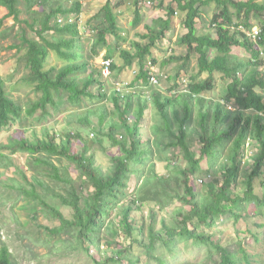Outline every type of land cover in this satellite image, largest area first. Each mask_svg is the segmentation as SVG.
<instances>
[{
  "label": "trees",
  "instance_id": "1",
  "mask_svg": "<svg viewBox=\"0 0 264 264\" xmlns=\"http://www.w3.org/2000/svg\"><path fill=\"white\" fill-rule=\"evenodd\" d=\"M43 1L25 0V5L40 6ZM150 1L154 9L165 8L166 19L156 17L153 26L144 23L136 32L141 41L129 40L130 48L120 46L127 37L117 23L124 0H105L91 18L95 20L91 56L106 49L103 60H111L109 76L137 62L135 80L120 91L116 84L108 90L103 80L94 78L89 62L75 50L80 44V0L69 6L65 0H47L48 9L31 10L30 21L19 18L18 0H0V7L7 9L5 16L26 27L20 26V41L9 46L16 49L10 77L22 65V81L34 92L26 102L17 100L0 74V132L8 131L6 142H0V167H14V176L1 180L0 175V181L15 192L11 207L20 212H14L13 221L21 231L16 235L24 239L26 253L38 260L88 254L94 248L100 257L90 256L91 264H146L151 259L157 264H201L194 254L177 262L182 244L184 252L193 246L203 249V261L209 264H255L251 258L260 259L261 251L252 253L240 241L233 244L235 240L219 237L216 229L222 218L234 225L245 220L250 206L252 215L264 216V0H171L167 6L164 0ZM210 3L217 10L203 25L214 34L196 27V19L203 18V8ZM142 7L141 0H133V27L143 21ZM177 12L183 13L186 33L176 43L185 47V53L164 59L180 65L176 80L168 77L161 90L148 81L149 63L156 62L153 39L166 37ZM255 26L259 32L253 38ZM115 48L122 66L112 60ZM241 50L245 56L237 52ZM49 51L60 66L48 65ZM191 53L198 55L196 63L186 85L179 88L177 79L190 68ZM215 72L227 81L220 99L205 95L215 88ZM137 80L151 90L144 98L132 90ZM150 105L151 134L146 135L142 120ZM60 112H66L64 126L50 130L45 122ZM193 136L199 142L197 153ZM95 144L107 155V166L96 161ZM252 147L254 152L247 153ZM17 152L28 154L26 168L14 162ZM53 158L61 163L55 164ZM158 160L166 161L165 173L156 171ZM48 182L55 187L52 194ZM48 196L58 199L68 215ZM171 205L167 222L162 213ZM36 213L48 223H33ZM253 237L256 243L264 242L258 234ZM39 247L46 251H36ZM0 264H21L1 239Z\"/></svg>",
  "mask_w": 264,
  "mask_h": 264
},
{
  "label": "rangeland",
  "instance_id": "2",
  "mask_svg": "<svg viewBox=\"0 0 264 264\" xmlns=\"http://www.w3.org/2000/svg\"><path fill=\"white\" fill-rule=\"evenodd\" d=\"M42 1V0H41ZM72 0H65V4L69 6L70 2ZM82 3V12L80 14V18L78 20L79 24V31H80V39H79V46L75 48L76 51H80L83 54V57L86 61L89 62V68L92 69L95 73L94 78L97 80H103L108 88L110 90L111 86L114 84L120 86L121 88V83L123 81H131L135 80L132 79L133 75H136V72L138 70V65L137 62L134 61L132 64V67H123L121 69H115L114 73L112 76L105 75L103 72L102 74V61H103V56L106 52L105 48H101L99 50V54L95 55L92 57L91 55V50L90 46L92 44V41L94 39V30L91 31V26L95 24V20H92L91 18L93 15L103 6L105 0H80ZM124 4L122 6V12L117 13V23L124 35L127 37V41L124 43H121L120 46L125 48H130L129 45V40L136 39L138 41H141V38L137 36L136 32H141L142 25L145 26V24H148L149 26H153L152 21L156 17H161L163 19H166V11L165 8H153V2L152 5L148 3L147 1L150 2V0H141V3L143 5L142 8H140L141 16H143V21L141 24H139L137 27H133L131 24V21L134 17V11H133V0H124ZM156 2V1H155ZM171 3V0H164V5L167 6ZM173 6L175 3H172ZM17 6L21 9L19 18L21 20L27 19L30 21V18L32 15L30 14L31 10H38L41 11L40 8H45L46 10L48 9L47 5V0L40 2V6L35 5L31 6L30 8H26L25 5V0H18ZM176 6V5H175ZM204 11L203 13V18L201 20L196 19V27L199 32L204 31V32H210L213 33L212 29H209L207 26H204L203 23L204 21H207V19H210V15L213 14V12H216V6L214 3H210L209 6L203 8ZM7 14V9L3 6L0 7V32L2 30V34H0V74L5 78V88L7 91L17 100L21 102H26L28 99L34 97V92H33V86L24 83L22 81V74L24 72L23 66L21 65L15 73H13V76L10 77L11 72V67L14 64L15 61V48H10L11 44L13 43H18L20 41V38L18 37L17 33L19 32L20 26H24V23L20 22H15L12 18V16H5ZM182 18H183V13L177 12L176 14H173V25L170 27L169 31L167 32L166 38L164 37L162 41L161 38H154L155 43H157V46L161 49L157 51H153V58H155L156 62L152 65L155 66V70L159 76L161 77V80L159 81L158 84L154 85L156 88L165 90L166 86L168 85V77H171L173 81L176 80L174 77L175 72L178 68V65H180V62L173 61L170 63H166L164 61V58L166 55H171L174 54L175 56L181 55L185 53V48L183 46L178 45L177 39L182 36L183 34L186 33V29L182 25ZM90 20V21H89ZM254 22V19H252ZM145 23V24H144ZM25 27V26H24ZM155 27V26H154ZM151 27V28H154ZM26 28V27H25ZM6 30V31H3ZM50 33V32H49ZM5 34V35H4ZM34 35L32 32L30 33ZM107 39L109 42H114L112 39V36L108 34ZM172 37V39H171ZM114 46V45H113ZM171 47L172 51H169V48ZM167 49V50H166ZM168 52V53H167ZM240 52L241 56H245V52L243 50L237 51ZM214 54L213 51H211L210 56ZM238 54V55H240ZM198 55L196 53H191V59H190V68L183 72L181 71V76L177 79V83L179 84V88H183L186 83L189 80V74L192 73L193 71V66L196 63ZM112 60L117 64V66H122L123 64V59L119 55V49L115 48L113 50V56ZM48 65H61V61L59 58L56 56V54L53 51H49V57L47 59ZM99 72V73H97ZM101 72V73H100ZM109 76L110 78H108ZM167 76V77H165ZM214 76L216 77V83H215V88L211 92L205 93L207 97H212L215 99H220L221 95H224L225 92V87L227 81H224L220 78V73H214ZM10 78V79H9ZM107 80V81H106ZM118 80V81H117ZM96 85L93 84L90 88L94 90V87ZM135 92H139L138 94L141 95L142 98L146 97L147 95L150 94L151 90H148L147 88L142 87L141 85V80H137L134 85H132ZM126 88V87H125ZM125 90V89H123ZM135 94V93H134ZM111 106V105H110ZM154 109L149 106L144 112H145V117L142 120L143 121V130L146 135L151 134L149 131V125L152 122V112ZM66 112H60L52 115V117L48 118L47 126L50 128V130H60L62 126H64L63 123V117ZM131 117V116H130ZM23 128V127H21ZM18 129V128H17ZM92 136V133H90ZM8 137V131H1L0 132V142H6ZM192 142H193V150L195 153L198 152L199 149V142L196 138V136L192 137ZM76 148L75 145L72 146V149ZM173 147L170 148L172 150ZM95 152V158L98 163H100L103 166H107L109 161L107 155L103 153L99 147V145L95 144V147L92 149ZM175 150V149H174ZM177 150V148H176ZM175 150V151H176ZM254 152V148H249V152ZM170 151H168V156H170ZM28 154L26 153H15L12 155V158L14 162L17 164V166L21 168H26L28 166V162L30 159H28ZM55 164H59L57 159H52ZM165 160H158L156 164V171L159 173H165L166 172V167H165ZM13 168L14 167H9L8 169H3L0 167L1 171V180H5L7 176H14L13 174ZM69 173L71 176L74 177L75 175V170L70 166L68 168ZM28 177L30 176L29 173H27ZM17 177H19L16 174ZM135 178H132L130 183L132 186V183H134ZM205 181L210 180V176H204L202 177ZM3 181H0V239L4 240L6 243L9 244L13 254L19 258V262L21 264H91L90 261V256H98V252L93 248H90L88 254L85 252H79V253H74L71 255H63V256H57V255H49L46 257H41L39 260L34 257L32 254L26 253L24 250V239H20L16 233L21 231L17 230L15 222L13 221L14 219V212L18 214L20 212V209L16 208L14 211L12 209V204L14 203V198H15V192L12 189H8L5 187V184L2 183ZM197 186H200V180L198 181L195 180ZM48 185H50V193L52 194V187H53V182H48ZM55 188V187H53ZM49 202L58 208H61L62 212L65 215H68V211L61 206L60 202L58 199L54 198L53 196H48L46 197ZM175 202L173 203V205ZM173 205H171L168 209L164 210L162 213L163 216L165 217L166 221H169V217L172 214V209ZM253 206H250L248 208V216L245 220H241L238 222L237 225L232 224L231 222H228L225 218L220 219V223L218 225V228L216 230L219 231L218 236L222 237L223 239H231L235 240L233 244H236L238 241L242 243V245H245L252 253L261 251L262 255L261 258L259 257L256 259V257H252V262L255 264H264V248L260 250L261 244L264 242L261 241L260 243H256L255 239L253 237V234H258L261 237H264V216L259 217L257 215H252ZM146 211V208H145ZM15 214V216H16ZM140 212H135L136 218H140ZM252 216H251V215ZM32 222L37 224V223H48L46 219H42V214L41 213H36L32 217ZM218 221V222H219ZM244 230H249V232ZM221 232V233H220ZM159 246V243H157ZM38 252H45L46 250L44 248L39 247L38 249H35ZM162 250L159 249L157 251V254H161ZM197 256L199 258L201 264H209L204 262V257H205V251L203 249H200L196 246H193L192 249H187L186 252L182 250V244L181 247L178 248V254H177V262L183 260L184 258H191L192 256ZM102 255V254H101ZM165 257L170 263H174L170 257L169 253H166ZM144 260L142 261V263ZM123 264H128V262L123 261ZM111 264V263H110ZM146 264H157L153 259L149 260Z\"/></svg>",
  "mask_w": 264,
  "mask_h": 264
},
{
  "label": "built area",
  "instance_id": "3",
  "mask_svg": "<svg viewBox=\"0 0 264 264\" xmlns=\"http://www.w3.org/2000/svg\"><path fill=\"white\" fill-rule=\"evenodd\" d=\"M147 2L151 4V1L150 2L147 1ZM69 21H71V19H69ZM258 32H259V29L257 27H253L251 36H253V38H256L258 35ZM110 62H111V60H109V59L102 61V74L104 72L105 75H110V72H111L110 68H109ZM149 65H150V67H149L150 69H149L148 81L150 84L156 85L159 83L161 77H163V76H159L157 74L154 65H152L151 63H149ZM120 85H121V88L119 86L117 89L121 91L122 89H125V87L127 88L129 86V82L124 81ZM117 86H118V83H117Z\"/></svg>",
  "mask_w": 264,
  "mask_h": 264
},
{
  "label": "crops",
  "instance_id": "4",
  "mask_svg": "<svg viewBox=\"0 0 264 264\" xmlns=\"http://www.w3.org/2000/svg\"><path fill=\"white\" fill-rule=\"evenodd\" d=\"M166 38V37H165ZM171 39H172V37H171ZM184 47V46H183ZM185 48V47H184ZM159 49H161V48H159L158 46H157V44H156V48L155 49H153V51H157V50H159ZM167 50V49H166ZM172 51V49H171V47L169 48V51L168 52H171ZM167 52V53H168ZM166 56H168V55H166ZM166 56H165V58H166ZM164 58V59H165Z\"/></svg>",
  "mask_w": 264,
  "mask_h": 264
},
{
  "label": "clouds",
  "instance_id": "5",
  "mask_svg": "<svg viewBox=\"0 0 264 264\" xmlns=\"http://www.w3.org/2000/svg\"><path fill=\"white\" fill-rule=\"evenodd\" d=\"M255 27H257V26H255ZM258 28V27H257ZM259 29V28H258ZM111 74V73H110ZM135 75V74H134ZM134 75H133V77H134ZM108 77V76H107ZM133 77H132V79H133ZM161 80V79H160ZM124 82V81H123ZM131 83V81H129V84ZM150 85H152V86H154L153 84H150ZM127 88H129V87H127ZM126 88V89H127ZM132 90H134V88H132ZM134 93V92H133Z\"/></svg>",
  "mask_w": 264,
  "mask_h": 264
}]
</instances>
